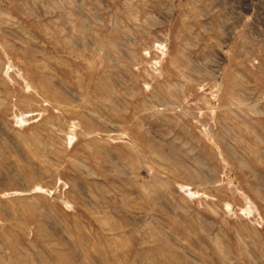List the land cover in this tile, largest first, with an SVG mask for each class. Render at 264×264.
I'll return each mask as SVG.
<instances>
[{
    "label": "rangeland",
    "instance_id": "1",
    "mask_svg": "<svg viewBox=\"0 0 264 264\" xmlns=\"http://www.w3.org/2000/svg\"><path fill=\"white\" fill-rule=\"evenodd\" d=\"M0 264H264V0H0Z\"/></svg>",
    "mask_w": 264,
    "mask_h": 264
}]
</instances>
